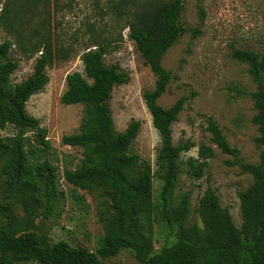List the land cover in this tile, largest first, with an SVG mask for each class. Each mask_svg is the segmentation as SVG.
Returning <instances> with one entry per match:
<instances>
[{"label":"trees","instance_id":"trees-1","mask_svg":"<svg viewBox=\"0 0 264 264\" xmlns=\"http://www.w3.org/2000/svg\"><path fill=\"white\" fill-rule=\"evenodd\" d=\"M37 4L47 13L48 0H5L0 9V27L11 37L0 42V130L8 126L18 130L17 134L0 137V181L29 214L42 204V198L49 204L57 174L50 160L47 130L39 119L28 115L26 102L42 91L48 83L46 69L64 59L65 53L62 47L53 49L46 32L36 41L19 33L16 22L20 10H35ZM111 7L116 9L117 20H123L128 28L129 38L155 78L153 89L144 92L143 100L160 139L155 161L162 180L159 198L157 202L152 200L154 174L149 162L131 149L140 121L132 120L119 132L108 106L113 88L126 83L128 76L117 64H105V43L98 37H89L88 47L80 54L83 72L66 75V89L60 97L64 105L82 106L78 131L61 137V144L81 150L79 163L74 169L64 168L63 178L75 189L90 195L99 191L107 196L112 214L104 224L103 238L95 251L65 241L48 245L31 230L18 231L14 220L7 216L0 222V264H102L122 250L129 251L140 264H264V56L250 49L232 48L233 59L249 65L255 83L250 97L256 111L253 123L258 133L254 138L259 149L258 163L242 162L215 120L208 118L205 124L210 142L231 158L227 164L240 167L252 179L237 193L240 227L235 226L209 187L195 209L200 225H184L191 210L189 193L172 204V191L181 172L180 155L194 144L186 141L174 145L171 124L188 97H180L168 108L157 104L172 79L171 72L162 66L163 56L187 31L179 21L182 0H120ZM198 14L202 24V8ZM191 33L197 37L200 27L192 28ZM14 45L20 56L31 58L38 54L32 73L19 83L11 78L18 67L9 53ZM28 130L36 133L35 138L25 135ZM213 156V148L200 143L197 157L184 162L185 173L201 178ZM158 216L165 221L166 238L177 231V239L165 241L154 252L152 224Z\"/></svg>","mask_w":264,"mask_h":264},{"label":"rangeland","instance_id":"rangeland-1","mask_svg":"<svg viewBox=\"0 0 264 264\" xmlns=\"http://www.w3.org/2000/svg\"><path fill=\"white\" fill-rule=\"evenodd\" d=\"M119 1L48 0L47 13L41 4H37L35 10H20L18 15L16 27L20 34L36 41L46 32L53 49H65L64 59L53 62L46 69L48 83L26 102L28 115L39 119L47 130L50 160L56 168L57 180L49 204L42 198V204L30 214L23 211L14 195L0 181V222L10 216L18 231L31 230L48 245L65 241L95 251L103 238L104 224L112 214L104 193L97 191L90 195L75 189L63 178L64 168L74 169L79 163L81 150L61 144V137L78 131L82 106L64 105L60 97L66 89V75L83 72L80 54L88 47L89 37H98L105 43V64H117L128 76L126 83L113 88L108 106L115 129L119 132L124 131L132 120L140 121L131 149L149 162L154 174L152 200L157 202L159 198L162 180L158 177L155 161L160 139L143 100L144 92L153 89L155 78L129 38L123 20H117L116 9L111 5ZM4 2L0 0V9ZM182 3L179 21L187 31L163 56L162 66L171 72L172 79L157 100L159 106L168 108L180 97H188L177 120L171 124V138L174 145L189 141L194 147L180 155L181 172L172 191V204L189 193L191 210L184 225H200L195 209L203 191L209 187L239 228L241 218L237 193L250 185L252 179L240 167L227 164L231 158L220 153L210 142L205 124L208 118L215 120L229 145L238 150L240 160L247 164L258 163L259 149L254 142L258 133L253 123L256 111L250 97L255 83L249 65L233 59L232 48L250 49L264 56V0H182ZM199 8L205 13L202 24ZM197 26L200 27V35L193 38L191 29ZM7 37L11 39L0 27V42ZM18 52L15 45L9 52L11 58L18 62L11 77L14 83L25 80L32 73L38 56L26 58ZM17 133V129L8 126L0 130V137ZM25 135L35 138L36 133L28 130ZM200 143L211 146L214 156L208 159L204 175L194 179L185 173L184 162L189 157H197ZM164 222L158 216L152 224L154 252L159 251L165 241L170 243L177 239V231L166 238ZM102 264L140 263L129 251L122 250Z\"/></svg>","mask_w":264,"mask_h":264}]
</instances>
